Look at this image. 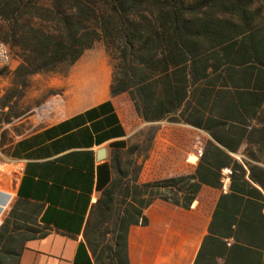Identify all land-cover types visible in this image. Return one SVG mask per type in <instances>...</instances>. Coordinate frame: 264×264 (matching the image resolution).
<instances>
[{"label":"trees","instance_id":"obj_1","mask_svg":"<svg viewBox=\"0 0 264 264\" xmlns=\"http://www.w3.org/2000/svg\"><path fill=\"white\" fill-rule=\"evenodd\" d=\"M0 41L22 88L34 75L66 74L102 42L112 97L127 94L144 121L209 136L191 173L145 182L139 167L119 175L118 153L138 146L116 150L84 230L94 264H129L128 233L147 224L144 211L157 200L189 209L203 187L220 193L194 264L264 263V14L253 0H0ZM24 223L12 209L0 225V264H17L36 232Z\"/></svg>","mask_w":264,"mask_h":264},{"label":"crops","instance_id":"obj_2","mask_svg":"<svg viewBox=\"0 0 264 264\" xmlns=\"http://www.w3.org/2000/svg\"><path fill=\"white\" fill-rule=\"evenodd\" d=\"M91 76L97 86L83 90L81 80ZM111 76L106 52L85 51L64 78L65 101L52 120L10 146L6 169L0 171V225L14 209L25 216L26 228L36 231L26 232L17 264H94L85 226L113 178L116 150L128 145L132 133L119 110L121 95H110ZM196 161L181 160V174ZM162 177L171 176L154 167L140 181ZM219 193L203 187L189 209L152 203L144 211L147 224L129 230V264H194Z\"/></svg>","mask_w":264,"mask_h":264},{"label":"rangeland","instance_id":"obj_3","mask_svg":"<svg viewBox=\"0 0 264 264\" xmlns=\"http://www.w3.org/2000/svg\"><path fill=\"white\" fill-rule=\"evenodd\" d=\"M253 1L254 6L259 7L264 14V0ZM90 52L105 53L103 43L96 42ZM18 64L12 55L6 71L0 74V171L6 169L11 144L21 135L50 122L65 101L64 78L67 73L34 75L29 78L27 86L22 88L13 75ZM81 81L82 89L85 90L97 86L98 80L91 76ZM75 86L78 87V84ZM118 105L132 132L128 144L138 146L132 155L124 151L118 153L119 175L124 180L134 178L138 167L139 180L143 172H151L154 167L160 175H179L185 167L181 160L187 158L191 162V157L195 155L198 159L203 144L209 139L206 132L182 122L144 121L136 114L127 94L119 97ZM242 152L233 156L240 160ZM187 171L191 173L193 168ZM227 173L224 170L225 176ZM227 181L225 178L224 182Z\"/></svg>","mask_w":264,"mask_h":264},{"label":"built area","instance_id":"obj_4","mask_svg":"<svg viewBox=\"0 0 264 264\" xmlns=\"http://www.w3.org/2000/svg\"><path fill=\"white\" fill-rule=\"evenodd\" d=\"M11 52L8 46L0 41V71L7 68L11 62Z\"/></svg>","mask_w":264,"mask_h":264}]
</instances>
